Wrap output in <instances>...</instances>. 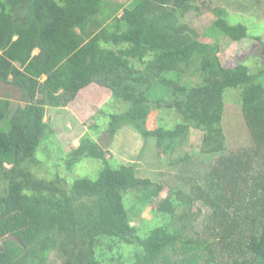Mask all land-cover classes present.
I'll return each mask as SVG.
<instances>
[{
  "label": "trees",
  "instance_id": "obj_1",
  "mask_svg": "<svg viewBox=\"0 0 264 264\" xmlns=\"http://www.w3.org/2000/svg\"><path fill=\"white\" fill-rule=\"evenodd\" d=\"M193 2L112 3L120 6L118 15L117 8L105 11L104 0H0V124L9 116L7 130L0 128V226L2 234L15 228L0 240V264H102L104 241L112 250L106 264L123 263L122 244L133 246L129 264H220L222 258L264 264V67L255 73L245 64L224 67L218 43L200 40L183 21L198 11ZM214 12L217 33L234 41L252 35L245 25L230 24L221 8ZM92 84L110 91L116 110L125 107L109 113V141L130 126L145 143L155 137L178 165L188 161L189 130L201 131L200 152L215 158L192 182V193L171 190L160 200L161 185L138 177L133 164L110 165L94 137L97 122L63 159L67 169L86 157L100 160L94 180L78 178L67 189L59 174L50 180L33 174L37 149L53 133L46 109L65 108ZM2 85L18 93L16 104L1 94ZM230 88L239 89L252 141L236 153L227 152L222 127ZM153 109L173 111L181 121L149 130ZM130 194L136 209L152 205L165 222H150L146 230L132 225ZM194 203L206 208L212 240L184 234Z\"/></svg>",
  "mask_w": 264,
  "mask_h": 264
},
{
  "label": "rangeland",
  "instance_id": "obj_2",
  "mask_svg": "<svg viewBox=\"0 0 264 264\" xmlns=\"http://www.w3.org/2000/svg\"><path fill=\"white\" fill-rule=\"evenodd\" d=\"M137 0H104V8L108 10L116 9L117 14L121 9L115 5H125L131 7ZM193 5L199 9L190 10L186 13L183 21L187 22L199 34V39L205 42H217L219 45L218 57L224 67H234L238 64H245L250 72H257L264 67V0L254 2L252 0H194ZM221 8L225 18L230 24L241 23L245 25L252 34L250 37L234 41L229 37L217 33L211 26L216 19L215 10ZM101 20V15L98 16ZM92 29H95L92 27ZM253 35L259 38H254ZM197 80V78L195 79ZM264 83V82H263ZM239 89H227L223 95L224 113L222 127L225 135V146L229 153L243 151L251 146V138L247 127L244 124L241 114V107L238 103ZM9 94L14 103L18 102V93L9 85H2L1 94ZM110 91L106 88L92 84L81 90L77 98L69 103L65 108L46 109L45 120L49 123L53 133L43 141L36 152V159L39 162L31 167V171L37 177L47 180L59 174L63 179V185L70 189L73 182L82 177L95 179L102 168L100 160L94 158H83L71 169H67L64 157L79 144L80 137L91 131V126L95 122L99 124L98 133H94L96 141L105 149V157L110 165L117 167L118 164H133L136 175L141 178H148L152 183L161 185L160 200L171 190H180L182 194L192 193V182L196 176L202 174L209 163L214 161L215 156H208L200 152L202 133L194 128L189 130L187 152L188 161L184 164H172L170 155L160 150L156 144L155 137H150L147 143L130 126H123L109 141L105 129L109 120V113L120 112L116 110L117 105L112 106L110 102ZM101 117V118H100ZM173 111L165 109H153L148 115L146 127L155 130L160 125L171 126L176 121H181V117ZM7 116L0 124L2 130H7L9 124ZM93 134V133H92ZM53 135V136H52ZM7 167H10L7 165ZM5 183L0 179V190ZM124 194V203L127 207V200ZM128 218L132 225L138 226L141 230H146L148 224H163L162 215H155V207L152 205L142 206L136 209L132 202L135 197L128 195ZM158 202V199L156 200ZM206 208L200 203L192 204L187 221L185 236L199 239L212 240L213 235L208 228ZM3 227V226H2ZM0 240L9 235L13 230L3 233L0 226ZM105 242L106 250L98 252L102 264L110 261L112 250ZM121 260L122 264H129V257L132 255L133 246L122 244ZM118 252L113 253V256ZM222 258L220 264H225Z\"/></svg>",
  "mask_w": 264,
  "mask_h": 264
}]
</instances>
